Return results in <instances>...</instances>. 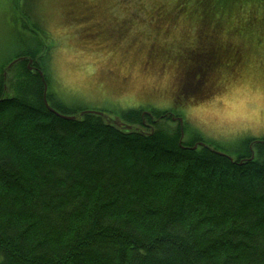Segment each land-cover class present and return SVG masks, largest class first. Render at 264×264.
<instances>
[{"label":"trees","instance_id":"1","mask_svg":"<svg viewBox=\"0 0 264 264\" xmlns=\"http://www.w3.org/2000/svg\"><path fill=\"white\" fill-rule=\"evenodd\" d=\"M17 2L21 31L0 64V97L13 94L0 99V264H264V137L244 138L233 156L215 141L207 142L214 150L193 148L199 139L180 141V122L167 124L183 97L185 105L200 102L224 84L240 87L256 69L264 73V0L71 1L59 24L82 26L59 25L58 33H74V43L112 60L128 36L116 55L121 63L164 81L135 93L169 107L121 112L144 131L94 113L59 114L87 108L50 87L56 19L50 10L45 28L37 0ZM40 69L56 111L45 103ZM131 75L111 94L131 90Z\"/></svg>","mask_w":264,"mask_h":264},{"label":"rangeland","instance_id":"2","mask_svg":"<svg viewBox=\"0 0 264 264\" xmlns=\"http://www.w3.org/2000/svg\"><path fill=\"white\" fill-rule=\"evenodd\" d=\"M18 1L17 3H21V0ZM37 1L36 11L40 13L39 17H41V23L45 28L50 10L53 18L56 19L52 24L53 36L48 38V41L53 44L54 50L48 68L51 76L50 87L58 97L69 102L74 108L107 110L110 114L117 116H121L122 110L128 108L143 107L148 110L153 108L162 110L161 107L170 106V102L166 100H156L157 105H148L143 96L135 93L136 91L140 94L148 93L152 91L154 85L159 88L163 87L164 81L153 82L145 75L139 77L135 72H130L124 63H121L119 56L116 55L120 53V46L128 42V36H125L118 45L112 48L111 55L115 59L112 60L103 50L94 52L91 48L74 43L76 41L74 33L57 32L59 25L68 31H75L82 26L73 22L59 24L62 23V13L67 10L72 0H57L55 3H52V0ZM14 3L15 0H0V64L9 58L10 53L16 47L14 46L16 40L14 35L21 31L18 19H16L18 26L15 27L16 9ZM45 7L47 8L45 9ZM93 8L96 13L100 11L94 5ZM133 18L139 20L141 16L134 15ZM117 63L119 68L115 73L113 68ZM170 71L169 73L172 74L170 94L174 99V92L178 86L176 65L171 66ZM130 73H133V76L131 75L133 80L129 87L131 90L122 91L119 95H112L111 93H116L117 89H121L120 81ZM263 74L262 70L256 69L248 81L240 87L227 88V84H224L218 95L207 96L200 102H191L189 105H185L183 101H187V99L183 97L182 102L178 103L175 110L178 114H174L176 117L181 116L186 121L187 127L182 139L185 138L188 141L199 139V142L205 143L215 141L227 148L223 149L225 152L234 156V148L244 138L256 137L259 139L264 137V126L258 119L261 110L260 88L261 82L264 81ZM96 86L99 87L98 91ZM238 107L241 111L247 107L257 118L249 119L246 115H234ZM170 113L173 117V112ZM177 121L178 119L170 120L167 121V124L175 127ZM182 139L180 138V141Z\"/></svg>","mask_w":264,"mask_h":264},{"label":"bare ground","instance_id":"3","mask_svg":"<svg viewBox=\"0 0 264 264\" xmlns=\"http://www.w3.org/2000/svg\"><path fill=\"white\" fill-rule=\"evenodd\" d=\"M22 58V57H21ZM8 66L6 67V69H5V71L6 70H8ZM6 74H7V72H6ZM41 76H42V78H43V80H44V99H45V103H46V105H47V103H48V107L49 108H51L52 110H54V111H56L54 108H52L51 107V105H50V102H49V100H48V98H47V92H48V83L46 82V80H45V78H44V74H41ZM5 88H6V86H5ZM4 96H6V97H11V96H13V94H12V92H8V91H6L5 92V95ZM3 96V97H4ZM3 97H0V99H3ZM92 109H85V110H82V111H79V112H77V113H74V114H61V113H59L58 111V113L59 114H61V115H70V116H72V117H74V118H71V119H77V118H80V117H82L85 113H93V112H90ZM101 111H103V110H101ZM106 112V111H105ZM107 113H109V112H107ZM94 114H97V113H94ZM144 114H148L149 116H151L152 118H153V114L150 112V111H148V110H145L144 111ZM98 115H100V114H98ZM101 116H103V115H101ZM104 118H105V116H103ZM127 126H126V129H136V130H141V131H144L143 130V128L141 127V126H139V125H137V124H132V123H129V122H127V121H125V120H123V118L121 117V116H118ZM179 117H181V116H179ZM179 117H177L178 118V121L180 122V120H179ZM106 119V121L109 123V122H112V123H114V124H116V125H118L119 127H121V124H119L118 122H115V120H112V119H109V118H105ZM183 120H184V118H182ZM186 121L184 120L183 121V125H181V133H182V136H181V139H182V137H183V135L185 134V131L183 130V126H184V123H185ZM143 123L147 126V124L148 123H146V121L145 120H143ZM181 124V123H180ZM147 127H149L151 130H150V133H153L154 132V125L153 124H149V126H147ZM205 145V146H207V147H209L210 149H213L214 150V148L212 147V146H210L208 143H205V142H198L197 144H195L194 146H193V148H195V147H197L198 145ZM253 156V155H252ZM232 158V157H231ZM237 162V161H236Z\"/></svg>","mask_w":264,"mask_h":264},{"label":"water","instance_id":"4","mask_svg":"<svg viewBox=\"0 0 264 264\" xmlns=\"http://www.w3.org/2000/svg\"><path fill=\"white\" fill-rule=\"evenodd\" d=\"M16 60H18V59H16ZM15 60V61H16ZM15 61H13V62H15ZM13 62L12 63H10L9 64V66H11L12 64H13ZM32 63H33V60L32 59H30V61H29V64H28V67H29V69L30 70H34L36 67L34 66V65H32ZM6 69V68H5ZM6 72H7V70L6 71H4V74H5V76L7 75L6 74ZM39 74H44V72L40 69L39 70ZM5 86H6V83H5ZM47 105H48V103H47ZM49 106V105H48ZM90 112H93V113H97V114H100V115H103V116H105V118H109V119H112V120H115V122H118L119 124H121V127H124V128H126V124L117 116V115H112V114H110V113H107V112H105V111H101V110H91ZM61 115V114H60ZM61 116H63V117H65V118H67V119H71V118H74V117H72V116H70V115H61ZM173 119L174 120H176V119H178L176 116H173ZM179 120H180V123H181V125H183V119H182V117H179ZM258 141H261V140H258ZM232 160H234L233 158H231Z\"/></svg>","mask_w":264,"mask_h":264},{"label":"snow or ice","instance_id":"5","mask_svg":"<svg viewBox=\"0 0 264 264\" xmlns=\"http://www.w3.org/2000/svg\"><path fill=\"white\" fill-rule=\"evenodd\" d=\"M260 101H261V110L259 115V121L262 126H264V81L261 82V88H260ZM234 115H246L249 119H256L257 117L252 113V111H249L246 107L243 111L240 110L238 107L235 111Z\"/></svg>","mask_w":264,"mask_h":264}]
</instances>
